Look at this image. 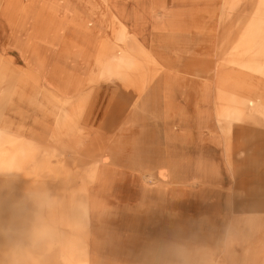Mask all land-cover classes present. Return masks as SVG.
<instances>
[{"label":"rangeland","instance_id":"obj_1","mask_svg":"<svg viewBox=\"0 0 264 264\" xmlns=\"http://www.w3.org/2000/svg\"><path fill=\"white\" fill-rule=\"evenodd\" d=\"M36 4L37 0H0V185L10 186L17 195L39 189L55 202L48 216L52 243L32 252L29 264H94L89 251L91 189L98 185L99 173H107L104 165L108 154L103 152L114 146L112 141L116 137L122 136L117 157L123 154L121 158L125 161L130 137L147 140L148 128H142L139 122L135 129H120L119 123L111 124L106 118L109 123L101 127L95 115L84 112L90 108L93 112L103 111L118 94L96 85L108 83L118 87L131 106L141 95H137V84L145 85L151 76L145 68L129 69L113 83L111 64L105 71L109 79L103 80L90 72L88 81L84 79L87 86L83 89L88 93L84 100L75 98L73 104H68L64 96L70 95L68 92L72 91L68 88L72 90V84L66 79H55L56 69H67L65 57L69 53L75 60L71 66L72 78L76 79V74L86 78L88 55L93 56L96 51L81 45L85 33L78 29L85 25V35L91 33L88 19L101 17L104 7L112 19L115 15L100 0H42L41 11ZM184 7L187 9L185 32L179 37L178 33L171 34L168 41L157 43L156 54L171 72L188 78L187 100L196 98L200 83L215 67L211 90L214 114H233L234 121L231 128H215L218 145L212 143L206 129L190 122L179 141L184 151L182 146L178 147V130H174L177 143L174 158L184 154L186 161L191 157L196 159V176L203 191H191L189 188L193 187L185 186L182 181L188 183L192 177L179 173L177 168L171 170L170 231L185 232L186 237L198 235L193 241L171 239V242L189 249L198 245L216 248V243L222 248L227 232L236 238L245 237L242 233L251 218H264L261 209L264 206V0H185ZM159 13L160 16L153 17L157 22L163 18ZM92 21L98 24V29L92 28L97 41L109 39L114 31L109 32L104 22ZM173 22L171 19L170 23ZM51 24L57 27L56 33L45 35L43 28ZM220 24H231L234 31L219 32ZM128 40L120 42L113 36L111 41L100 43L94 65L98 67L109 60L114 49H130ZM78 56L86 62L79 70L82 59ZM51 65L56 69L47 73ZM49 77L54 78L53 82ZM49 87L62 97L45 90ZM95 88L101 89L102 94L95 92ZM129 110L126 107L119 112L117 108L111 115L120 121ZM153 130L161 136L159 128ZM162 137L164 140V132ZM226 140H230L228 151L223 143ZM207 161L218 170L214 165L215 171L211 170ZM128 171V175L119 176L117 183L135 185L141 181L128 168L124 170ZM218 171L225 177L222 183ZM145 175L142 179L147 183L152 178L145 180ZM107 177L106 174L103 183ZM218 183L216 188L210 186ZM6 220L5 212L0 215V221ZM253 236L250 243L257 248L264 237V223L258 235ZM204 257L209 258L197 259L189 254L188 264H212ZM8 259L5 249L0 248V264H8Z\"/></svg>","mask_w":264,"mask_h":264},{"label":"crops","instance_id":"obj_2","mask_svg":"<svg viewBox=\"0 0 264 264\" xmlns=\"http://www.w3.org/2000/svg\"><path fill=\"white\" fill-rule=\"evenodd\" d=\"M100 2L102 4L106 3L112 12L109 13L113 16L115 15V17L112 19L108 16V11L104 7L102 14L99 15L101 17H97L96 19L95 17H90L88 19V26H90L88 32L91 33L85 35V31H87V29H84L85 25H83L81 29H78L80 33H85V38L82 37L81 45L96 51L95 55H88L89 60L87 64L89 70L86 78L82 79L79 74H76V79L72 78L74 74L72 73L73 67L71 66L75 63V60L71 59L69 53L65 57L66 64L68 65L65 64L67 67L66 70H61L60 68L56 69L51 65V70L48 69L47 73H49V71L52 72V69H56L58 72L53 75L55 79H66L72 84V90L68 88V91L72 92L67 91L70 95L64 96V98L68 99V104H73L71 101H74L75 98H83L84 100L85 96L88 94L85 93L83 87L84 85L87 86L90 72L97 77L100 76L99 78L103 80L109 79L110 77H107L105 71L109 65L113 64L112 82L115 83L116 79H118L125 70L148 69L151 78L145 85L143 83L137 84V95L139 93H141V95L133 100V106H128V100L123 98L121 90L118 87H114L108 83H102L95 87H104L103 89L105 91L110 90L118 93L113 97V104L109 105L107 108L104 107V110L101 112H93V108L84 112H90L95 115V117L98 118L97 123H100L101 127H105V122L109 123L105 120L106 118L111 121V124H115L116 122L119 123L117 128L120 129H135L139 126V122L142 128H148L147 140L136 141L131 139L133 136L130 137L129 153L125 157V161L121 158L123 154L117 157V148L119 144H122V136L116 137L112 141L114 146L108 147V149L103 152L108 154V159L104 165L105 171L107 170L104 176L107 174L108 180L105 178L106 182L100 183L91 189L92 215L89 226V251L94 264H143L145 252L157 244L176 243L173 241L171 242V239H189L193 241L198 238V235L195 237H192L193 235H191V237H186L187 235L185 232L170 231L168 205H170L169 185L173 184L172 181L170 182L171 170L177 168L179 173L192 177V180L188 182L191 183L192 186L188 185L186 181H182L185 186L193 187L189 188L191 191H203L201 188V181L196 176V168H198L196 166V159L191 157L190 160L186 161L184 154H181L178 158L175 157L176 159L174 158L173 149L177 144L174 140V130H178V147L182 146V151H184L185 148L183 145L179 144V141L183 138L184 130H186L190 122H193L199 129H206L210 134L209 136L212 143L218 145L219 140L216 137L215 128L219 126L231 128L234 117L233 114L230 115V113H219L217 116L214 114L212 107L213 100L211 98L214 92L211 90L213 89L212 84L215 78V67L211 69V72L208 71L209 74H207V77L203 81H208V83H200L199 88L196 90L197 92L195 91L197 94L196 98H194V100H187L185 98V82L188 78L181 75L178 76L174 72H171L167 64H164L165 61L162 63L160 57L156 54L155 48L159 46L157 43L160 44V42L166 39L168 41L171 34L175 35V33H178L179 37L180 33L185 32L184 25H186L185 16L187 12V9L184 7L185 0H100ZM179 4L183 6L180 7ZM36 6L41 11L43 7L42 0H37ZM24 9L28 11L27 8ZM159 12L163 14V18L161 21L159 20L160 22H157L153 17L160 16L161 14ZM170 15L176 16H172L171 18ZM92 19H94V22L96 21L100 24L104 22L109 32L114 31L113 33L111 32L109 39L100 38L99 41H97L98 37L93 34L92 28L93 30L98 29V24H93ZM171 19H174L173 24L170 23ZM38 22L37 20V23ZM109 22L111 24H109ZM119 22H122V25L124 24L126 28L124 25L122 26L119 24ZM219 27V32L234 31L231 24H220ZM56 28L57 27L51 24L49 28L46 27L43 28V30L45 35L48 34L46 32H51L50 34L53 35L57 31ZM126 30L133 32L127 33ZM113 36L120 42H125V40L129 39L128 41H131L130 49H114L111 58L99 64L97 67L98 64L94 65V63L99 44H103L106 40L111 41ZM143 38L147 40L146 43ZM54 46L56 47L57 44ZM126 52L130 53V55H127ZM77 54H80V52H77ZM78 58L82 59V56H78ZM85 63L86 62L82 59L78 63V66L81 65L77 67V69L79 70L82 68V64ZM92 65H94V67ZM62 73H64V75ZM49 78L53 82L54 78ZM84 79L87 80L86 83ZM204 85L206 88H202ZM45 90L51 91L52 94L57 97H62L50 87L45 88ZM100 90L96 89L95 92L99 91L101 95L102 90ZM89 92H91V90ZM131 95L134 96V92H132ZM126 107H129L130 110L120 121L115 120L114 116L112 117L111 114H114L117 108L118 111L121 112ZM101 113L103 114L101 115ZM92 118L94 117L92 116ZM154 128H159L161 136L157 134V130H153ZM163 132L165 137L164 140L162 137ZM173 133L174 136L172 135ZM223 143L225 144V150L228 151L230 140H226V142ZM102 155L104 158V154ZM200 159L202 161L205 160L202 158ZM207 163L210 162L207 161ZM160 165H162V167H159ZM213 165L210 163V169L215 171ZM127 168L132 171L137 178H140L141 181L136 182L135 185L133 182L117 183L119 176L121 177V175H128L127 173H130L129 171L124 172ZM215 168L217 167L215 166ZM144 174H147L145 177L150 176L152 178L147 183L142 179ZM220 177L222 183L225 177L222 174H220ZM231 177H234L232 171ZM217 185H219V183L210 186L216 188L218 187ZM258 208L261 207L258 206ZM254 218L255 217L251 218L245 233H242L245 237H242L243 235L241 234L242 236L240 237L242 238H236L233 236L235 234L227 232V237L225 238L226 240L222 248L217 245V243L215 244L216 248H206L199 245L192 249L185 248L188 250L190 257L193 256L197 259L198 257L203 259V256H208L209 258L205 259L204 257V260L212 264H264V247L261 246L264 237L261 238V244H259L257 248H253L251 246L252 242L250 243L252 240L251 238L254 237L253 235L258 234L257 231L250 236L248 232ZM259 220H261V224L263 225L264 218L262 219L259 217ZM260 229H262V226ZM238 235H240V233H238ZM176 244L180 243L178 242ZM221 260H223L222 263H215V261L220 262Z\"/></svg>","mask_w":264,"mask_h":264},{"label":"clouds","instance_id":"obj_3","mask_svg":"<svg viewBox=\"0 0 264 264\" xmlns=\"http://www.w3.org/2000/svg\"><path fill=\"white\" fill-rule=\"evenodd\" d=\"M54 200L39 189L20 195L8 185H0V248L5 249L8 264H29L31 253L52 243L53 230L48 222ZM188 250L176 243H160L148 249L143 264H188Z\"/></svg>","mask_w":264,"mask_h":264},{"label":"bare ground","instance_id":"obj_4","mask_svg":"<svg viewBox=\"0 0 264 264\" xmlns=\"http://www.w3.org/2000/svg\"><path fill=\"white\" fill-rule=\"evenodd\" d=\"M167 72V71H166ZM236 120H238L237 118H235ZM232 121V120H231ZM100 172V171H99ZM105 174V172H104ZM104 174H102L101 172L99 173V182L98 184L100 183H103V178H104ZM150 177V176H149ZM149 177H145L146 180H149ZM95 179V178H94ZM151 179V178H150ZM100 195V194H99ZM93 199V198H92ZM96 199V198H95ZM97 208V207H96ZM261 209H264V206H262ZM264 214V213H263ZM261 220H259L258 217H255L254 220L252 221V223L250 224V228L248 230V232L250 233V236L253 235L254 232H257L259 231V229L261 228L262 224H261ZM258 235V234H257ZM261 235V234H260ZM257 238V237H256ZM261 241V240H260Z\"/></svg>","mask_w":264,"mask_h":264}]
</instances>
